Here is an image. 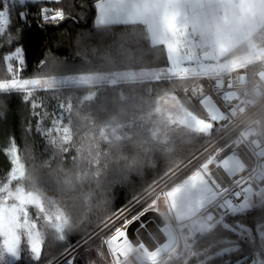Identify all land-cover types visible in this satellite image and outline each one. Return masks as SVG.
I'll use <instances>...</instances> for the list:
<instances>
[{"label":"snow or ice","instance_id":"obj_1","mask_svg":"<svg viewBox=\"0 0 264 264\" xmlns=\"http://www.w3.org/2000/svg\"><path fill=\"white\" fill-rule=\"evenodd\" d=\"M93 6L92 27L76 39L79 60L45 46L26 74L25 32L80 24L88 5L0 0V120L12 96L28 112L23 147L9 132L0 148L9 164L0 264H264V119H245L264 88V0ZM34 135L45 159L25 184ZM185 140L201 143L181 157ZM157 157L165 166L150 183L92 218L93 200L107 206L115 185Z\"/></svg>","mask_w":264,"mask_h":264},{"label":"trees","instance_id":"obj_2","mask_svg":"<svg viewBox=\"0 0 264 264\" xmlns=\"http://www.w3.org/2000/svg\"><path fill=\"white\" fill-rule=\"evenodd\" d=\"M89 8V14L86 21L80 24H73L71 21L65 22L58 29H50L47 33L41 34L38 30L33 28L31 31H26L23 38V44L26 50V74L33 73L37 70L38 61L44 57L45 46L50 49L51 53L67 62H76L79 60L75 56L77 51L76 39L78 33L90 29L94 21V0H85ZM34 10V6H30ZM115 30H120V26H116ZM46 37V39H45ZM166 63V55L162 57V62L160 66H164ZM3 66L0 64V71H2ZM28 115L27 107L21 104L17 96H12L9 99V112L7 114V119L0 120V148L5 144L6 138L9 132L14 133L18 144L23 147L22 136V120ZM35 147L32 156L26 157V162L29 165V174L35 178V173L32 171V166H39L45 159L41 155L42 144L40 143V138L34 135ZM183 139V137H181ZM201 141L187 142L178 145L179 151L178 155L183 157L188 154L194 146H198ZM155 166L146 165L143 170V175L132 174L129 176L128 183L124 185H115L111 192L108 194L110 203L107 206H96V201L93 200V213L92 218L94 219L97 214L108 210L115 211L128 200L131 196L139 191L142 187L146 186L152 181V179L163 170L165 166V160L163 158L157 157L154 161ZM9 164L6 156L0 151V176H2L8 169ZM55 167V165H53ZM95 188V185H93ZM103 184L96 191L97 198H100L103 192ZM80 190L71 194L70 204L75 202V216H79L81 209L83 208V201L79 198ZM74 198V199H73ZM80 233L74 232L69 236L71 242H75L79 238ZM55 251V249H53ZM235 258V257H234ZM20 264H23L21 261ZM80 264H83V258H80ZM134 264V262H132Z\"/></svg>","mask_w":264,"mask_h":264},{"label":"built area","instance_id":"obj_3","mask_svg":"<svg viewBox=\"0 0 264 264\" xmlns=\"http://www.w3.org/2000/svg\"><path fill=\"white\" fill-rule=\"evenodd\" d=\"M262 94L260 96H254L253 100L255 101L254 105L251 106L248 110V113L245 119L248 118H261L264 119V88H262ZM83 250L81 249L80 252Z\"/></svg>","mask_w":264,"mask_h":264},{"label":"clouds","instance_id":"obj_4","mask_svg":"<svg viewBox=\"0 0 264 264\" xmlns=\"http://www.w3.org/2000/svg\"><path fill=\"white\" fill-rule=\"evenodd\" d=\"M34 180V177L32 175H26L25 178H24V183L25 184H31ZM74 199V198H73ZM73 215L75 216V202L70 206V209H69Z\"/></svg>","mask_w":264,"mask_h":264},{"label":"water","instance_id":"obj_5","mask_svg":"<svg viewBox=\"0 0 264 264\" xmlns=\"http://www.w3.org/2000/svg\"><path fill=\"white\" fill-rule=\"evenodd\" d=\"M154 215V214H153ZM155 226H153V230H154ZM149 245L151 246V241H149Z\"/></svg>","mask_w":264,"mask_h":264},{"label":"crops","instance_id":"obj_6","mask_svg":"<svg viewBox=\"0 0 264 264\" xmlns=\"http://www.w3.org/2000/svg\"><path fill=\"white\" fill-rule=\"evenodd\" d=\"M94 22V21H93Z\"/></svg>","mask_w":264,"mask_h":264}]
</instances>
